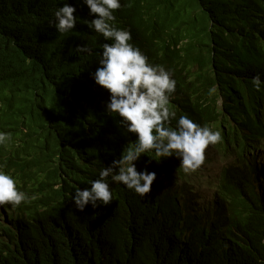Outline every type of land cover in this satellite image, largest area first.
Wrapping results in <instances>:
<instances>
[{
  "label": "trees",
  "instance_id": "trees-1",
  "mask_svg": "<svg viewBox=\"0 0 264 264\" xmlns=\"http://www.w3.org/2000/svg\"><path fill=\"white\" fill-rule=\"evenodd\" d=\"M62 2L0 0V131L10 133L0 145V170L29 196L7 205L0 264H264V181L242 180L237 170L204 206L192 179L167 160L174 157L157 162L146 153L137 169L161 176L150 193L112 184L111 204L76 209L75 190L89 187L135 136L105 113L108 98L91 81L102 40L87 27L83 5L68 0L79 18L72 31L49 26ZM121 4L122 28L133 30L150 62L172 71L177 118L213 125L227 153L247 158L256 137L233 109L255 104L264 117V101L255 100L264 84L260 91L251 84L256 74L264 81V0ZM77 44L93 55L77 53ZM96 143L111 149L90 159Z\"/></svg>",
  "mask_w": 264,
  "mask_h": 264
},
{
  "label": "clouds",
  "instance_id": "clouds-1",
  "mask_svg": "<svg viewBox=\"0 0 264 264\" xmlns=\"http://www.w3.org/2000/svg\"><path fill=\"white\" fill-rule=\"evenodd\" d=\"M79 3L83 5L85 18L88 19L85 22L87 27L99 34L102 40L101 51L96 53L97 62L89 73L91 81L108 98L104 104L105 113L119 116V125L134 134L135 139L123 149L118 159H113L99 170L98 177L90 181L89 187L75 190L72 202L78 211L83 212L87 205H90L87 211H94L111 204L112 184L122 183L140 197L150 193L156 177L161 176H156L154 171L147 168L137 169V162L146 153L151 154L148 157L157 162L162 158L174 157L167 160H171L179 171L192 179L198 203L204 206L213 204L219 186L231 180L233 170L241 174L238 177L241 176L242 180L251 177L254 181H264V158H261L264 157V117L260 115L259 106L251 104L246 110L241 102L233 109L237 123L247 126L256 137V149L240 160L227 153V148L221 147L222 134L213 125H201L187 114L177 118L176 111L171 107L176 91L172 71L150 62L147 53L136 44L139 40L133 30L122 28L118 17L121 0H79ZM61 5L54 10V20L49 21V26L66 34L75 29L78 23L79 18L74 15L77 6L68 0ZM75 51L93 55V49L88 44H77ZM251 84L257 91L261 90L264 81L260 74L251 78ZM255 100L260 103L264 97ZM173 120L174 127L170 126ZM9 139L10 133L0 131V145ZM110 149L105 144L96 143L88 153L92 159ZM218 160L223 163L215 175L218 185L213 184L211 198L202 199L206 198L201 195L202 187L212 184L210 166ZM241 164L244 165L243 169L239 168ZM255 174L258 177L255 178ZM28 199V194L20 190L14 176L0 170V237L2 227L8 226L10 220L7 205L16 208Z\"/></svg>",
  "mask_w": 264,
  "mask_h": 264
},
{
  "label": "rangeland",
  "instance_id": "rangeland-1",
  "mask_svg": "<svg viewBox=\"0 0 264 264\" xmlns=\"http://www.w3.org/2000/svg\"><path fill=\"white\" fill-rule=\"evenodd\" d=\"M261 158H264V157H261ZM222 164L223 163L218 160L216 163H214L213 165L210 166V172H211V174L213 176L212 179H211L212 180V184H210V186H203L202 187L201 195L206 197V198H202V199L211 198L210 196H211V194L213 193V190H214L213 184L216 185V186L218 185V179L215 178V175L219 172L220 167H221ZM263 166H264V162H263ZM260 167H262V165H260ZM239 168L243 169L244 165L241 164V167H239ZM258 169L260 170V168H258Z\"/></svg>",
  "mask_w": 264,
  "mask_h": 264
}]
</instances>
